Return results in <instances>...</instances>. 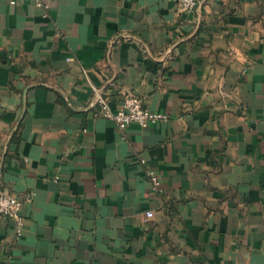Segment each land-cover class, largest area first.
Masks as SVG:
<instances>
[{
  "label": "crops",
  "instance_id": "0c3cea01",
  "mask_svg": "<svg viewBox=\"0 0 264 264\" xmlns=\"http://www.w3.org/2000/svg\"><path fill=\"white\" fill-rule=\"evenodd\" d=\"M41 3L0 0V264H264V0Z\"/></svg>",
  "mask_w": 264,
  "mask_h": 264
},
{
  "label": "built area",
  "instance_id": "2783aa9c",
  "mask_svg": "<svg viewBox=\"0 0 264 264\" xmlns=\"http://www.w3.org/2000/svg\"><path fill=\"white\" fill-rule=\"evenodd\" d=\"M38 5H42L41 0H34ZM178 7L183 11H191L198 6V0H175ZM98 103L100 113L106 117L114 119L120 128H125L132 122H138L142 125L157 123L158 121H168L169 115L155 112L147 108L142 100L134 93H127L119 108L113 109L108 100L99 94ZM147 175L151 178L154 187L160 185V179L154 169H149ZM23 202L14 195L0 192V214L8 216L15 220L18 234H22L25 226V219L21 214ZM154 215L152 210L147 211V217Z\"/></svg>",
  "mask_w": 264,
  "mask_h": 264
}]
</instances>
